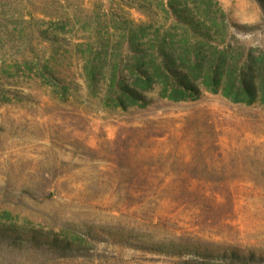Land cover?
Masks as SVG:
<instances>
[{
  "label": "rangeland",
  "instance_id": "rangeland-1",
  "mask_svg": "<svg viewBox=\"0 0 264 264\" xmlns=\"http://www.w3.org/2000/svg\"><path fill=\"white\" fill-rule=\"evenodd\" d=\"M218 1L251 104L158 84L147 105L116 104L132 40L182 37L157 0H0V223L89 240L68 257L0 240V264H233L217 257L230 248L264 264V0Z\"/></svg>",
  "mask_w": 264,
  "mask_h": 264
},
{
  "label": "trees",
  "instance_id": "trees-1",
  "mask_svg": "<svg viewBox=\"0 0 264 264\" xmlns=\"http://www.w3.org/2000/svg\"><path fill=\"white\" fill-rule=\"evenodd\" d=\"M134 1L139 3L132 6L146 12L144 4H151L153 0ZM157 1L166 16L174 18V28L182 30V37L178 39L175 34L162 35L157 30L151 37L142 36L138 41L132 40L138 74L133 84H114V87H118L116 104L123 108H127L130 103L147 105L151 99L146 92L154 84L160 86L161 97L173 101L195 99L205 89L213 93L221 90L224 96L235 102H255L257 84L238 64L242 51H235L230 45L220 47L229 34V24L226 14L220 8L212 9L219 5V1L204 0L206 8L203 10L196 0ZM234 25L239 29L246 27L236 23ZM251 64L248 63V69L252 67ZM260 80L264 86V72L260 73ZM259 101L264 104V97ZM68 233L23 230L14 223H0V240L16 246L26 244L62 257L80 254L88 248L89 240L85 235L74 230ZM158 245L163 248L161 252L168 254H180V248H184L188 254L211 256L208 248L200 251L197 244L159 242ZM217 257L233 264H246L251 259L240 255L234 248L222 250Z\"/></svg>",
  "mask_w": 264,
  "mask_h": 264
}]
</instances>
